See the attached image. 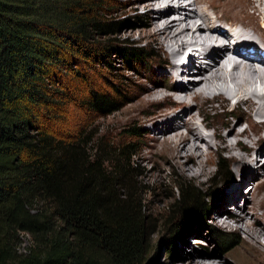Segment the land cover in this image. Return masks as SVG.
Wrapping results in <instances>:
<instances>
[{
	"label": "trees",
	"instance_id": "obj_1",
	"mask_svg": "<svg viewBox=\"0 0 264 264\" xmlns=\"http://www.w3.org/2000/svg\"><path fill=\"white\" fill-rule=\"evenodd\" d=\"M112 13L110 0H0V264H145L153 226L137 200L140 128L129 126V139L110 152L98 145L92 153L56 130L70 103L106 115L129 102L121 84L94 86V66L114 70L116 53L125 69L151 60L145 47L111 38L124 22ZM218 165L228 181L225 159ZM174 187L167 226L180 236L208 209L204 191ZM222 238L229 249L238 244L234 233Z\"/></svg>",
	"mask_w": 264,
	"mask_h": 264
},
{
	"label": "bare ground",
	"instance_id": "obj_2",
	"mask_svg": "<svg viewBox=\"0 0 264 264\" xmlns=\"http://www.w3.org/2000/svg\"><path fill=\"white\" fill-rule=\"evenodd\" d=\"M145 8L148 27L140 31L138 39L160 46L167 62L162 74L169 77L164 88L155 84L142 99V103L166 107L153 123L155 132L161 134L155 154L176 171L199 179L213 174L214 147L229 153L239 173L234 186L240 187L229 202L236 205L242 196L253 217L248 210H233L222 216L230 205L226 200L223 210L215 207L209 214L218 225L248 234L244 260L236 264H264V225L260 223L264 217V181L244 194L245 176L252 167L242 173L237 163L253 166L257 155L264 156V0H148ZM231 99L235 103L226 110ZM216 100L221 101L226 116L238 113L239 120L248 125L237 129L238 121L211 122L208 108ZM242 105L247 109L241 110ZM199 116L204 119L199 120ZM210 127L214 132L208 131ZM238 148L242 152H237ZM260 161L264 166V158ZM249 248L254 249L253 254ZM221 261L228 264L226 258L211 262L190 259L193 264Z\"/></svg>",
	"mask_w": 264,
	"mask_h": 264
},
{
	"label": "rangeland",
	"instance_id": "obj_3",
	"mask_svg": "<svg viewBox=\"0 0 264 264\" xmlns=\"http://www.w3.org/2000/svg\"><path fill=\"white\" fill-rule=\"evenodd\" d=\"M110 2L113 12L111 16L124 20L121 27L111 38L115 39L116 42L124 41L123 45L126 46L145 47L152 54L151 60L133 63L131 69H125L127 62L121 54L116 53L114 57L111 56L114 70L108 69L107 64L104 66L103 63L90 69L88 75L97 89H108L110 84H121V86L129 88V102L106 115L88 111L80 103H70L57 114V132L62 136L80 137L81 140L86 142L87 151L92 153L98 145L107 146L110 152L129 139L126 134L129 126L140 128L141 136L135 140L136 154L133 157L137 164V171L140 174L137 179L139 187L137 200H141V205L145 210L146 223L153 226L152 232L146 237L147 254L145 264H193L190 259L211 262V260L222 258H226L228 264H236L239 261L242 263L246 252L244 245L248 234L235 227L218 225L209 214L215 207L221 211L227 206L222 216L226 217V212L233 210H248L249 217L251 219L253 217L252 210L247 207L249 204L241 198L242 196L236 205L229 202L240 188L234 186L239 182V173L235 170L234 163L229 158V153L227 151L219 152L217 147H214V154L212 155L214 164L211 167L213 174L202 176L199 179L176 171L173 166L166 164L161 157L155 154L158 150L155 144H158L161 134L155 132L153 123L158 120V115L164 114L162 110L166 107L149 102L142 103V99L148 95V89H153L155 84L164 88L163 85L169 82V77L162 74L163 66L167 63L164 61L165 55L161 52V48L157 43H151L146 39H138L140 31L148 27L146 24L149 20L148 9L145 8L148 0H110ZM187 55L186 53L185 58ZM192 57H194V54H192ZM191 76L193 75L190 74L189 77ZM123 77H128L130 80L124 82ZM184 81H187V79ZM234 103L235 100L231 99L226 110H229ZM208 109L209 120L213 123L221 124L224 120L230 119L233 123L238 121L237 129H242L248 125L245 120H239L238 113L226 116L220 100L214 101ZM246 109V105L241 106V110ZM194 110H197V108ZM185 117L187 116L185 115ZM202 119L204 117L199 116V120ZM227 130L225 128L223 132L225 133ZM208 131L214 132V128L210 127ZM243 143H248L246 137H244ZM262 143L264 146V140ZM237 152H242V149L238 148ZM220 158H224L229 166L231 177L226 182H222L218 174ZM257 158L258 160L252 163L253 166L244 162H237L240 164L242 173L245 172V169L252 167L251 172L245 176L247 184L243 187L244 194H247L255 185L264 181V172H262L264 166L260 161L264 156L257 155ZM183 182H189L206 193L205 204L208 210L205 222L190 228L185 234L177 236L168 231L167 222L170 218L175 217L171 212V204L173 199L177 197L174 186L182 185ZM225 200L230 205L224 206ZM260 223L264 225V217L260 219ZM232 224H235L234 221H232ZM225 232L236 234L238 244L235 247L229 249L222 245V236ZM28 241L29 236L23 235V246L28 244ZM261 242L264 244V238L261 239ZM168 250H171L170 254ZM248 251L251 254L254 253L252 248H249ZM219 264L225 263L221 261Z\"/></svg>",
	"mask_w": 264,
	"mask_h": 264
}]
</instances>
